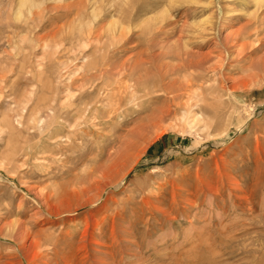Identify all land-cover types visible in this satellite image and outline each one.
<instances>
[{
    "label": "rangeland",
    "instance_id": "rangeland-1",
    "mask_svg": "<svg viewBox=\"0 0 264 264\" xmlns=\"http://www.w3.org/2000/svg\"><path fill=\"white\" fill-rule=\"evenodd\" d=\"M0 264H264V0H0Z\"/></svg>",
    "mask_w": 264,
    "mask_h": 264
},
{
    "label": "bare ground",
    "instance_id": "bare-ground-1",
    "mask_svg": "<svg viewBox=\"0 0 264 264\" xmlns=\"http://www.w3.org/2000/svg\"><path fill=\"white\" fill-rule=\"evenodd\" d=\"M245 28V26H243ZM242 27V28H243ZM241 31V29H240ZM242 32V31H241ZM246 32V31H245ZM241 34V33H239ZM250 34V33H249ZM236 35V34H235ZM237 36V35H236ZM240 37V36H239ZM238 38V37H237ZM236 40V39H235ZM192 61V60H191ZM203 61V60H202ZM199 76V75H198ZM195 87V82L193 81H186L184 83H181V87L179 89V93H175L173 97H171V102L172 104H170L168 106L167 112L171 113L172 112V106H179V107H184L187 106V101L184 100L185 96H187V98H192L195 95V91L193 90ZM204 88V87H203ZM166 91V90H165ZM184 100V101H183ZM191 101V100H190ZM190 104V103H189ZM192 104V103H191ZM190 104V106H191Z\"/></svg>",
    "mask_w": 264,
    "mask_h": 264
}]
</instances>
